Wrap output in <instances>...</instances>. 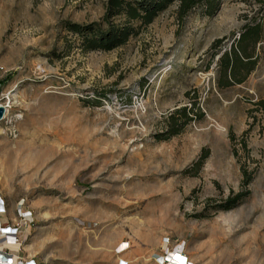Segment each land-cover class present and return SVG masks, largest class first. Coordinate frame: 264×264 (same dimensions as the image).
Masks as SVG:
<instances>
[{"label":"rangeland","instance_id":"obj_1","mask_svg":"<svg viewBox=\"0 0 264 264\" xmlns=\"http://www.w3.org/2000/svg\"><path fill=\"white\" fill-rule=\"evenodd\" d=\"M109 1L0 0V101L12 107L0 122V195L13 222L26 224L25 255L37 264H162L168 239L193 264H264V110L255 106L264 101V41L241 85L217 90L211 60L214 41L229 47L261 21V5L222 0L209 17L200 8L180 17L174 2L146 27L130 23L124 45L85 50L88 28L127 24ZM183 108L191 122L167 138Z\"/></svg>","mask_w":264,"mask_h":264},{"label":"trees","instance_id":"obj_2","mask_svg":"<svg viewBox=\"0 0 264 264\" xmlns=\"http://www.w3.org/2000/svg\"><path fill=\"white\" fill-rule=\"evenodd\" d=\"M253 1L261 5L260 20H264V0ZM174 2L178 3L180 17L198 8L202 9L205 17H209L215 12L222 0H140L134 3L128 0H110L108 7L110 15L125 19L127 24L121 29L112 28L106 34L101 33L98 29L88 28V33L81 34V46L88 51H110L120 47L134 34L135 29L130 23H138L139 26L146 27ZM261 21L247 23L229 47L223 46L224 39H218L212 44L211 60L216 59L215 87L217 90L223 91L243 84L255 70L258 60L257 49L260 43L264 41V27H262ZM69 29L73 32H79V27L76 25H70ZM255 106L264 110V101L255 103ZM189 112V109L183 108L169 117L165 132L167 138L177 136L191 122L192 118L189 117ZM206 157L205 153L194 164V167L197 169L202 167ZM249 184L250 179L246 178L244 185L247 187ZM245 196L246 194H240L234 200H229V203L233 204L228 206L226 210L233 207Z\"/></svg>","mask_w":264,"mask_h":264},{"label":"built area","instance_id":"obj_3","mask_svg":"<svg viewBox=\"0 0 264 264\" xmlns=\"http://www.w3.org/2000/svg\"><path fill=\"white\" fill-rule=\"evenodd\" d=\"M10 103V106H9ZM0 107H2L6 112L8 111L7 115L4 117V120L7 118L10 110H11V102H9L8 97H4L0 101ZM18 217L20 219V222H28L31 218L32 214L31 212L23 211L22 209H19ZM7 215V206L5 204V201L0 197V264H36L34 261L26 262L24 260H20L18 256L14 254H11L10 249L15 250L16 252H19V250L23 247L25 239L21 235H19V230L26 226H18V227H11L4 222L1 221V217ZM164 247L162 250V257H165V259L168 256H176V260L179 261L180 264H193L184 254V245L182 244H176L171 249L168 248L169 240L166 239L165 242H163ZM129 249V243L125 242L123 244L118 245L115 248V254L117 256L123 255L127 250ZM180 256L181 259H177ZM119 264H127L124 261H120ZM168 264V263H166Z\"/></svg>","mask_w":264,"mask_h":264},{"label":"crops","instance_id":"obj_4","mask_svg":"<svg viewBox=\"0 0 264 264\" xmlns=\"http://www.w3.org/2000/svg\"><path fill=\"white\" fill-rule=\"evenodd\" d=\"M0 197L5 201V204H6V206H7V215L1 217V221L4 222L5 224L11 226V227H18V224H17L16 222H13V221H14V217H12V215H11V205H10L9 200H8L5 196H2V195H0ZM8 220H9V221H12L13 224H8V223H7ZM22 229L25 230V227H22V228L19 230V235L21 234V235L25 238V232L23 233L24 230H22ZM21 235H20V236H21ZM121 244H123V243H121ZM117 246H118V245H116V247H117ZM10 251H11V254H14V253H15V255L18 256V257L20 258V260H24V261H26V262L33 261L32 258H29V257H27V256L25 255V252H26V251H25V247H24V246L19 250V252H16L15 250H12V249H10ZM131 255H132L131 253L127 252L123 257H124V258H129ZM175 257H176V256H175ZM177 257H178V256H177ZM34 262L36 263V261H34ZM192 263H193V262H192ZM36 264H37V263H36Z\"/></svg>","mask_w":264,"mask_h":264},{"label":"bare ground","instance_id":"obj_5","mask_svg":"<svg viewBox=\"0 0 264 264\" xmlns=\"http://www.w3.org/2000/svg\"><path fill=\"white\" fill-rule=\"evenodd\" d=\"M8 100H9V98H8ZM9 102H11L10 100H9ZM9 106H10V103H9ZM7 113H8V111L6 112L5 111V114H4V117L7 115ZM4 120V119H3ZM15 155V154H14ZM14 158V157H13ZM22 160V159H21ZM18 160L17 161V164H19L20 165V163L22 164V162L24 161V160ZM26 164H27V162H26ZM38 165V164H37ZM36 168H38V167H36ZM161 257V256H160ZM160 257H158V258H156V260L157 259H159ZM176 257H173V256H168L166 259H165V257H162V264H166V263H168V264H180L179 263V261L178 260H176L175 259ZM177 259H181V257L180 256H178V258ZM161 264V263H160Z\"/></svg>","mask_w":264,"mask_h":264},{"label":"water","instance_id":"obj_6","mask_svg":"<svg viewBox=\"0 0 264 264\" xmlns=\"http://www.w3.org/2000/svg\"><path fill=\"white\" fill-rule=\"evenodd\" d=\"M4 114H5V110H4L2 107H0V122L3 121V119H4Z\"/></svg>","mask_w":264,"mask_h":264}]
</instances>
